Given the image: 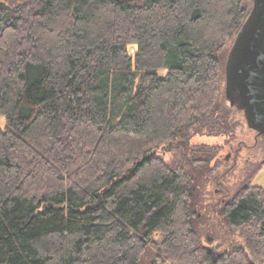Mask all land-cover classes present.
Masks as SVG:
<instances>
[{
    "label": "trees",
    "instance_id": "16d2710c",
    "mask_svg": "<svg viewBox=\"0 0 264 264\" xmlns=\"http://www.w3.org/2000/svg\"><path fill=\"white\" fill-rule=\"evenodd\" d=\"M250 9L0 0V264H264L257 170L209 208L237 238L207 243L197 175L222 146L184 143L232 134L224 68ZM181 142L193 173L161 156Z\"/></svg>",
    "mask_w": 264,
    "mask_h": 264
},
{
    "label": "rangeland",
    "instance_id": "374dc122",
    "mask_svg": "<svg viewBox=\"0 0 264 264\" xmlns=\"http://www.w3.org/2000/svg\"><path fill=\"white\" fill-rule=\"evenodd\" d=\"M134 48H131V53ZM161 74H164L161 72ZM223 107L230 108V122L232 124V134L227 136H195L188 138L184 143L189 144H207L221 145V149L215 159L209 162L207 167L201 168L198 180H200V193L203 206L202 215L205 219L198 223V230L201 233V240L209 243L206 236H212L219 242H233L237 236L234 231L228 227L222 219L216 214L210 212L209 208L219 207L220 204L231 198L240 188L243 182H246L250 175L256 170L252 183L264 188V149L261 138L255 130L250 129L242 112H238L231 107L229 102L221 97ZM4 120L0 118V127H3ZM177 143L176 147L171 146L161 154L163 161L172 167H183L190 173L193 168L190 161L184 157L182 152L185 144ZM262 165V168H258ZM217 204V205H216ZM205 207V208H204ZM159 238L157 235L154 239ZM214 242V241H213ZM212 245V244H211Z\"/></svg>",
    "mask_w": 264,
    "mask_h": 264
},
{
    "label": "water",
    "instance_id": "95a60500",
    "mask_svg": "<svg viewBox=\"0 0 264 264\" xmlns=\"http://www.w3.org/2000/svg\"><path fill=\"white\" fill-rule=\"evenodd\" d=\"M250 1V12L227 54L224 93L264 149V0Z\"/></svg>",
    "mask_w": 264,
    "mask_h": 264
},
{
    "label": "flooded vegetation",
    "instance_id": "af4514ba",
    "mask_svg": "<svg viewBox=\"0 0 264 264\" xmlns=\"http://www.w3.org/2000/svg\"><path fill=\"white\" fill-rule=\"evenodd\" d=\"M179 144H181L182 145V143H179ZM173 146H176V144L175 145H173ZM171 148V147H170Z\"/></svg>",
    "mask_w": 264,
    "mask_h": 264
}]
</instances>
